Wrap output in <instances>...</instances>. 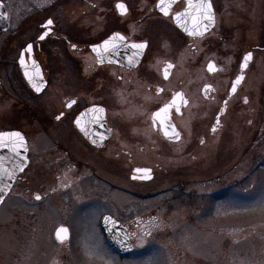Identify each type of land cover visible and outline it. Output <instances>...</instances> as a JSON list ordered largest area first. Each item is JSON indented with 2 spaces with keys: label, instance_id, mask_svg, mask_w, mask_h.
I'll return each instance as SVG.
<instances>
[{
  "label": "rangeland",
  "instance_id": "374dc122",
  "mask_svg": "<svg viewBox=\"0 0 264 264\" xmlns=\"http://www.w3.org/2000/svg\"><path fill=\"white\" fill-rule=\"evenodd\" d=\"M1 1L8 12L9 28L0 33V130L17 129L25 135L31 163L22 175L26 180L15 183L0 205V264H264V0H213L220 13L218 25L192 43L196 46L192 57L187 39L153 33L145 63L149 68L164 61L174 65L165 85L181 88L188 99L178 118L186 141L166 146L147 122L139 126L140 131L147 129V136L127 145L132 146L133 163H148L154 168V178L144 185L129 183L126 155H120L114 173L118 190L105 192L107 199L116 200L117 208L102 204L97 197L79 201L59 195L53 201L46 199L50 198L44 158L47 139L53 137L61 144L58 131L64 129L63 123L56 124L51 118L68 92L60 56L64 44L48 39L40 45L42 50L51 47L45 55L50 65L46 72L49 87L40 96L31 95L14 63L19 48L35 39L45 19H52L55 30L61 32L66 20L77 25L84 18L85 3L112 0ZM127 1L136 24L157 0ZM153 14L137 25L135 34L144 36L146 29L152 28ZM92 18L95 14L88 16ZM249 52L251 59L241 72L239 62ZM208 59L216 60L226 72L209 77L204 70ZM240 72L241 86L226 106L221 128L210 136L218 96L212 101L200 97V86L212 83L223 96L227 80ZM71 79L78 87L76 78ZM117 104L109 105L110 114L121 108V114L127 113V106L120 101ZM152 107L150 103L148 108ZM142 110L145 107L138 115ZM201 136L203 145L196 141ZM138 146L145 152L137 153ZM120 188L147 200L128 196ZM34 193L41 197L37 203ZM103 210L122 219L129 212L127 223L141 216L152 221L145 250L140 240L137 250L118 257L99 228ZM62 224L70 238L59 245L53 231Z\"/></svg>",
  "mask_w": 264,
  "mask_h": 264
},
{
  "label": "flooded vegetation",
  "instance_id": "af4514ba",
  "mask_svg": "<svg viewBox=\"0 0 264 264\" xmlns=\"http://www.w3.org/2000/svg\"><path fill=\"white\" fill-rule=\"evenodd\" d=\"M193 1L195 2L197 0ZM121 3L125 5L127 9L126 12L124 9L117 8V5ZM211 3L215 17L214 25L202 36L185 35L173 24L171 20V15L180 12L184 8L185 0H179L176 4H174L170 10V15L167 17L161 16L154 10V8H151L150 12H152V14L154 13L153 15L155 18L152 21L154 24L152 25V28L149 26L150 28L148 30L146 29L147 33L144 36L135 34V29H137V25L148 21L150 18V12L142 16V19L138 20L135 24L132 5L127 0H112L108 3H85V7L82 8L81 12L82 17L84 18L80 20L77 25L74 22L66 20L61 27V32H59L60 30L58 28L57 31L59 33H57L53 23L50 27L51 33L44 39L38 41L37 38L46 29V27H42V24L50 18L45 19V21L38 26L39 33L36 35L35 39L32 41L29 40L23 47L19 48V52L17 51L18 56L14 63L17 66L16 69L18 70L22 81L23 78L17 61L22 55L24 56L25 61H28L29 55L25 51V47L26 45L31 44L32 58L39 63L43 78L46 81L45 89H48L49 81L46 72L50 68V65L47 63L46 56L51 50V47H48L46 50H42L40 45L44 43L45 40L58 39L62 41L65 47L64 52H62V54L60 53V56L62 57L63 70H65L64 89L68 90V92L65 94V97L61 100L60 104L57 105V110L51 116L54 123H63L64 129L58 131V133L62 134L61 144H59L57 140L53 139V137L48 136L47 139V151L44 158L46 160L45 170L47 186L50 188L47 191V195L50 198L46 199H51L53 201L59 195H68L74 200L79 201L85 200V197H97L102 204H107L110 208H117L116 200H111V198L107 199L105 192L107 189L110 191L118 190L115 180L116 175L114 173L117 170V160L120 155H126V168L130 170L126 178L129 183L144 185L151 182L154 178L152 171L154 168L148 165V163H133V158L131 156L133 149L131 143H133V141L138 143L139 139L147 136V129L140 131L138 129L139 126H143L145 125L144 123L147 122L152 132L156 134V138L161 139L162 143L166 146H178L186 141L181 124L178 123V118L182 116L183 110L187 107L188 99L185 92L181 88L177 86L175 88H169L165 85L166 81H168L171 77L174 65L168 61H164L163 64L161 63L162 65H158L155 68H149L145 63V60L150 49L151 37L155 35L153 34L154 32L156 34L165 32L169 35L181 38V40L187 39V43L190 47L188 53L192 57L196 51V46L192 43L214 32L218 25L220 13L213 0H211ZM94 14L96 18H92V21L88 19V16ZM86 16L87 18H85ZM156 21L159 25H157ZM117 34L122 35L124 39H119ZM111 36L115 37V42L113 43L111 50L122 56L118 62H104L106 54H101V52L106 53L105 51L101 50L100 56L97 58L91 50V46L99 45ZM141 42H147V47L144 48L138 64L133 67L130 65L133 64V50L132 53H129L128 47L125 44ZM208 62H213L216 68L215 72L209 73L206 71ZM244 63V60L239 62V69L241 72L245 70V67H242V64ZM224 69L223 66H221L214 59H208L204 65V70L209 77H215ZM241 72L237 77H242V79L238 82L237 77H233L231 81L227 80L225 86L223 87V90L226 89L227 91L223 96H219L217 94L216 87H213L212 83H205L200 86V97L212 101L216 98V96H218V104L216 105L218 110L214 115L213 123L209 125L208 129V134H210V136L214 135L221 128L220 119L225 114L226 106L238 92L243 81V75ZM166 73L167 75H165ZM151 76L153 79H150ZM74 77L76 78L75 81L77 85L79 84L78 87L74 85L75 82L71 79H74ZM93 82L94 84H92ZM23 83L25 84L24 81ZM234 83L235 92L232 91ZM91 85L93 87H91ZM25 86L31 95L36 97L40 96L45 90L44 89L37 95L30 90L26 84ZM77 88L79 89V92L75 93L74 91ZM118 89L119 91H117ZM70 90H74L71 91L72 94L69 92ZM177 92L180 93L179 106L169 109L170 119L178 133V139L176 141H172L164 136L162 130L160 129V123L153 118V113L167 104ZM91 94L93 97L90 96ZM118 95H124L123 99L117 98ZM242 98L244 99L245 96ZM71 101H75V103H72L69 107L68 105ZM119 101L122 106L128 107L126 109L127 113L121 114L122 108H119L120 110H118L117 113H115L117 111V109H115L113 111L114 114H110L109 105L117 104ZM242 101L244 104L245 99ZM150 103L153 104L152 109L148 108ZM92 107L103 108L105 122L107 128L110 130L109 135L102 138L105 132L101 130L100 126L97 124L98 116L96 113H92L86 120L81 122V126L84 131H88V134L94 137V142L98 143L97 145H93L92 142L88 140L74 125L75 118H77V116H79L82 112ZM144 107L145 110H142L143 113L138 115V110L141 108L143 109ZM144 116L145 119L142 118ZM57 117H59V119H57ZM65 124L67 125L68 130H65ZM86 127L89 128L85 129ZM146 128H148L147 125ZM213 129H215V131H213ZM53 136L57 135L54 133ZM193 141H195V139L192 138V142ZM196 141L200 142L201 145L205 143L203 136ZM189 142H191V138ZM129 143L131 145H127ZM141 152L145 151L142 146H138L137 153ZM27 156L28 164L23 171L16 176L14 184L20 180H26L25 178L22 179V175L31 163L29 146ZM42 158L43 156L40 157V159ZM40 159L37 161L39 165ZM135 169H151V172H133ZM149 175H152V177L148 180H144V178ZM95 185L97 186L96 190ZM120 189L121 192L128 196L135 197L141 201L147 200L145 199L146 196L140 195L132 190L123 188ZM37 195L39 194L34 193L32 195L35 203L40 201V199H36ZM46 199L44 202L47 201ZM105 214L113 216L125 226L126 234L132 246L131 251L127 255H130L132 252L137 250V245L140 240L142 242V246L144 247L143 251L145 250L147 246L146 240L153 228L152 221L141 216L136 218L134 217L129 221V223H127L126 221L128 219H125L130 218L129 212L124 216L126 218L122 219L123 216H118L110 210L100 211L99 220ZM63 226L65 225H57L53 231V237H55L54 233L56 229ZM69 238L70 234L61 242H58L56 238L54 239L59 245H62L67 243ZM125 256L118 257L122 258Z\"/></svg>",
  "mask_w": 264,
  "mask_h": 264
},
{
  "label": "water",
  "instance_id": "95a60500",
  "mask_svg": "<svg viewBox=\"0 0 264 264\" xmlns=\"http://www.w3.org/2000/svg\"><path fill=\"white\" fill-rule=\"evenodd\" d=\"M178 1L179 0H164V4L162 6L163 10H162L161 6H158V0H157L155 4V10L162 16L165 17L169 16L171 8ZM0 5H3L2 7H0V32H3L9 28V22L7 18V11L4 7V4L1 1H0ZM199 9H200V0H197L195 2L193 0H191V2H189V0H185L184 8L180 12L171 15V20L173 24L185 35L202 36L200 33L203 34L207 33L213 27L214 24H209L208 30L205 31L204 24H207L208 22L207 20L203 19L202 13ZM165 12H167L168 14L166 15ZM47 20L42 25V27H46L45 31L41 33V35H44V38L51 33V29H50L51 25L46 26ZM197 28H198V32L195 35L188 34L189 32L196 31ZM39 37L37 38L38 41L41 40ZM114 39L115 37L111 36L105 40L108 42L107 45H105V41H104L99 45L91 46L92 52L97 56V58H99L100 52L101 50H103L106 52V53L101 52V54H106L105 55L106 59L104 62H118V60H120L122 56L119 53H115L114 51L111 50L112 45L115 42ZM132 44L133 43H128L125 45H127L129 53H132L133 50V64L130 65L134 67L138 64L144 49L139 50L133 48L131 46ZM28 45H26L25 47V51L29 55L28 61H25L24 66H21L20 58H19L17 64L19 66L20 73L24 81L28 85V87L35 94H40L46 87V81L43 78L42 70L39 63L32 58V51H28ZM210 64L212 65L211 69L209 68ZM215 70L216 68L213 62H208L206 66V71L212 73L215 72ZM25 71L28 72V77L25 76ZM29 77L31 78V82L29 80ZM37 87L40 89V91H36ZM179 96L180 93L177 92L175 96L167 104H165L164 106H162L153 113V118H155L160 123L161 126L160 129L162 130L164 136L172 141H176L178 139L177 136L178 133L170 119L169 109L172 107L179 106L178 105ZM92 113L97 114L98 116L97 124L100 126V129L105 132L102 138L107 137L109 135L110 130L109 128H107L104 117V110L102 107H92L82 112L79 116H77V118H75L74 125L88 140L92 142L93 145L94 144L97 145L98 143L94 142V137L90 136V134H88V131H84V129L81 126V122L86 120ZM77 121H79V124H77ZM88 128L89 127H86L85 129ZM0 133L6 134L0 139H2L4 144L7 145V147L0 148V201H3L13 185L15 177L18 174H20L28 164V158H27L28 147L25 137L20 131L6 130V131H1ZM7 133H20V136H14V135L9 136L7 135ZM17 151L20 152V155L15 154ZM137 171L141 173L151 172L150 169H140V170L135 169L133 172H137ZM151 177L152 175H149L145 177L144 180H148ZM1 203L2 202H0V204ZM99 226L105 236L106 242L114 251H116L120 255H124L130 252L132 248L131 242L126 234L125 226L123 224H121L114 217L105 214L101 217ZM63 229H66V231H64ZM54 235L55 238L61 242L68 237V230L66 227H59L56 229Z\"/></svg>",
  "mask_w": 264,
  "mask_h": 264
},
{
  "label": "snow or ice",
  "instance_id": "6c2138e0",
  "mask_svg": "<svg viewBox=\"0 0 264 264\" xmlns=\"http://www.w3.org/2000/svg\"><path fill=\"white\" fill-rule=\"evenodd\" d=\"M189 2H191V0H189ZM163 4H164V0H158V6H161V9L163 10V8H162V6H163ZM3 5H0V7H2ZM117 8L118 9H124L125 10V12L127 11V9H126V7H125V5L124 4H118L117 5ZM200 11H201V13H202V17H203V19L204 20H207V24H204V30L205 31H207L208 30V26H209V24H214V21H215V17H214V11H213V6H212V3H211V0H200V9H199ZM123 14V13H122ZM165 14L167 15L168 13L167 12H165ZM53 24V20L52 19H48L47 20V25L46 26H50V25H52ZM186 31H187V29H186ZM198 32V28L196 29V31H193V32H189L188 34L189 35H195L196 33ZM201 35H203V33H200ZM45 35H46V33H45ZM117 36H118V38L119 39H121V40H123L124 39V37L122 36V35H120V34H117ZM41 40L42 39H44V35H41L40 37H39ZM107 41H105V45H107ZM133 48H136V49H139V50H143L144 48H146L147 47V42H141V43H133L132 45H131ZM73 47H75V46H73ZM31 48H32V45L31 44H29L28 45V51H31ZM94 50H95V48H94ZM107 50V49H106ZM251 53L249 52V53H247L246 55H245V57H244V61H245V63L244 64H242V67H246L247 66V61L248 60H250L251 59ZM20 64H21V66H24L25 65V60H24V57L23 56H21L20 57ZM170 66V65H169ZM211 67H212V65L210 64L209 65V68L211 69ZM165 75H167V73L165 74ZM25 76L26 77H28V72L27 71H25ZM242 79V77H237V82L239 81V80H241ZM29 80H30V82H31V78L29 77ZM36 91H40V89L37 87L36 88ZM232 91L233 92H235V83H234V86H233V88H232ZM179 95V94H178ZM72 103H75V101H71L70 103H69V107L71 106V104ZM166 107H168V106H166ZM177 110H179V109H177ZM101 111H102V109H101ZM57 119H59V117H57ZM218 122V121H217ZM77 124H79V121H77ZM213 131H215V129H213ZM4 135H6L5 133H0V138H2ZM7 135H9V136H20V133H7ZM177 136H178V134H177ZM22 138V137H21ZM3 147H7V145L6 144H4V142L2 141V139H0V148H3ZM16 155H20V152L19 151H17L16 153H15ZM22 170V169H21ZM36 199L37 200H39L40 199V197H39V195H37V197H36ZM0 202H2V201H0ZM106 219H108V218H106ZM64 231H66V229H63ZM58 234H59V232H58Z\"/></svg>",
  "mask_w": 264,
  "mask_h": 264
}]
</instances>
